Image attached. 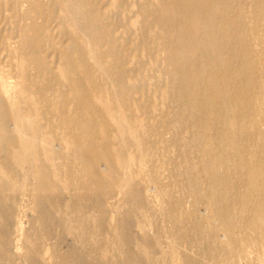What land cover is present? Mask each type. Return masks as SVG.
Returning a JSON list of instances; mask_svg holds the SVG:
<instances>
[{
    "label": "rangeland",
    "instance_id": "1",
    "mask_svg": "<svg viewBox=\"0 0 264 264\" xmlns=\"http://www.w3.org/2000/svg\"><path fill=\"white\" fill-rule=\"evenodd\" d=\"M151 1L0 0V264H80L71 252L77 246L88 250L93 264H124L127 256L132 264H264V215L251 220L247 214L248 220L239 214L240 184L231 186L228 198L232 230L241 241L230 243L220 225L208 234L212 217L201 195L206 181L193 187L185 173V155L194 159L200 154L188 139L198 129L191 131L186 121L180 122L179 105L170 97L162 101L158 89L160 83L169 84V77L166 53L160 54L154 41L172 30L175 19L165 9L157 13ZM243 11H249L247 5ZM112 45L107 57L103 50ZM99 58L108 59L109 66L103 67ZM78 63L86 66L87 77ZM154 73L158 78L153 83ZM78 76L79 97L70 99L71 79ZM90 88L107 90L114 108L109 117L88 101ZM146 90L159 101L155 108L147 103L145 108L146 124L157 122L163 129L159 161L137 139L133 119L121 118L117 101L119 93L141 95ZM259 100L264 103V82ZM259 114L256 126L264 132V111ZM93 115L106 118V124L101 126ZM250 131L245 129L244 136ZM196 132L204 139L200 129ZM65 136L76 140L82 159L64 143ZM79 161L93 178L106 181L104 193L66 178L78 173ZM38 168L44 179L36 175ZM36 185L46 197L40 207L34 203ZM131 186L138 189V201L130 197ZM77 199L81 208L75 206ZM97 199L103 220L95 241L98 212L92 203ZM125 216L127 232L120 238L117 222ZM249 221L252 227L262 224L252 229ZM143 243L152 247L148 257L141 251Z\"/></svg>",
    "mask_w": 264,
    "mask_h": 264
},
{
    "label": "bare ground",
    "instance_id": "2",
    "mask_svg": "<svg viewBox=\"0 0 264 264\" xmlns=\"http://www.w3.org/2000/svg\"><path fill=\"white\" fill-rule=\"evenodd\" d=\"M151 3H154L157 13H160L162 8L167 15L175 19L172 30L163 31L162 29L163 33L157 35L154 41L159 53H166V55L163 53L164 62L167 64L165 73L167 78L169 77L168 85L160 83L158 87L161 100L163 101L166 97L165 100H167L170 97L174 103L177 102L180 108L179 113H175L177 110L174 112L178 116L177 119L180 122L186 121L191 131L197 128L201 131L199 133L204 135V139H200L202 135H198L196 130L193 132V137L188 138L193 149L198 148L200 154L194 159L186 156L189 153L185 155L186 180L191 186L198 188L206 181L201 195L210 206L208 214L212 217L208 234H211L214 227L220 225L227 229L225 233L230 243L235 240L239 243L240 236L234 235L232 230L235 222L231 214L232 205L228 198V193L232 190L231 186L238 183L244 188V195L239 199V210H241L238 211L239 214L240 212L241 215L250 214L251 220L253 217L264 215V132L256 126L259 122V112L264 111V107H261L264 103L259 102L261 82H264V0H154ZM164 3L167 4L166 7L163 6ZM244 5L249 8L248 12L243 11ZM167 39L173 40L171 46L165 44ZM114 46L112 45L109 50L108 48L103 50L108 52L107 57ZM94 47L96 48L95 45ZM101 51L99 49L97 53ZM99 60L103 67L109 66L108 59L99 58ZM76 67L79 68L78 71L82 76L87 77L89 73L86 66L78 63ZM153 75L151 82L154 83L158 76L157 73ZM131 79L132 77H129V82ZM80 82L79 76L71 79L72 90L69 91L68 98L79 97L77 89L80 88ZM134 85L135 81L132 84L128 83L127 90ZM123 88L125 89V85ZM89 91V96H86L88 101L104 109L103 111H106L109 117L114 108L111 109L107 90L104 89V93H100L90 88ZM131 93L130 91L127 94L116 93L117 101L122 108L121 118L125 121L129 118L133 119L137 128V139L143 143L149 157L155 161L162 160L161 156L165 148L162 141L163 129L156 124L157 122H152L153 120L151 124H146L149 116L145 115V108L148 105L151 109L155 108L159 101L151 90L140 91L141 95H131ZM260 108L263 110L260 111ZM185 111L188 115H184ZM156 114L152 116L155 118ZM93 118L101 126L106 124V118L98 115H93ZM61 120L67 123L66 118ZM247 128L251 131L244 136L243 133ZM151 132L155 141L151 139ZM2 137L3 135H0V139ZM64 143L74 148L73 153L78 159L83 158L73 137L65 136ZM80 162L78 173L75 174L74 170L73 174L69 175L71 177L66 176V178L77 180L80 187H83L86 182L93 186L96 193H104L107 189L106 181L93 178L88 174L86 166L81 165ZM36 175L39 178H45L41 168L36 170ZM39 189L40 185H36L33 192L34 203L38 207L44 205L46 201L45 195L40 194ZM136 190H138L136 187H132L130 193L128 192L133 201H138ZM73 202L76 203V201ZM81 203L82 200L77 199L75 206L80 204L77 207L81 208L83 205ZM92 204L98 212L93 228L95 241H97L100 222L103 220L101 214L103 208L98 199ZM171 215L174 216L173 211ZM241 215H238L239 220H242ZM126 220L127 216L117 222V234L120 238L126 235ZM248 223L252 229L257 225V222H254L256 225L252 227V222ZM259 224L261 226L262 223ZM237 227L239 229V226ZM72 248H70L72 255L77 257L80 264H93L89 261L87 249L84 250L78 246ZM141 248L145 257L152 254L150 245L143 243ZM127 257L124 264H132V258Z\"/></svg>",
    "mask_w": 264,
    "mask_h": 264
}]
</instances>
